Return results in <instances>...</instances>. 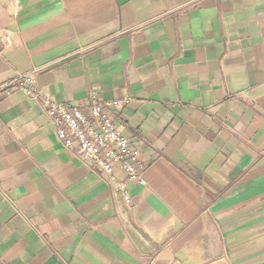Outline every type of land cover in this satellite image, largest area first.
Listing matches in <instances>:
<instances>
[{"label": "crops", "instance_id": "obj_1", "mask_svg": "<svg viewBox=\"0 0 264 264\" xmlns=\"http://www.w3.org/2000/svg\"><path fill=\"white\" fill-rule=\"evenodd\" d=\"M23 74L41 95H0V264H264V0H0V83ZM91 95L130 97L106 106L146 163L129 201L45 112Z\"/></svg>", "mask_w": 264, "mask_h": 264}, {"label": "built area", "instance_id": "obj_2", "mask_svg": "<svg viewBox=\"0 0 264 264\" xmlns=\"http://www.w3.org/2000/svg\"><path fill=\"white\" fill-rule=\"evenodd\" d=\"M3 44L10 43L9 36L2 38ZM13 90L25 91L38 97L40 91L33 87V79L23 74L13 80L0 83V95H8ZM130 97L113 99L107 102L91 95L88 113L81 105L71 102L56 103L44 99L45 112L55 124V133L65 148L76 149L80 158L101 168L109 178L110 186L121 191L129 201L126 184L135 182L146 184L143 172L145 161L140 159V150L133 145L130 138L125 137L116 127L115 120L106 110V106L128 104ZM116 170L125 178L118 180ZM219 264H227L223 260Z\"/></svg>", "mask_w": 264, "mask_h": 264}]
</instances>
